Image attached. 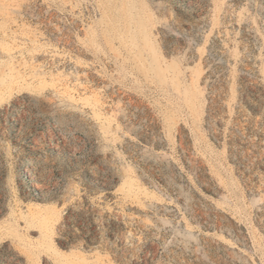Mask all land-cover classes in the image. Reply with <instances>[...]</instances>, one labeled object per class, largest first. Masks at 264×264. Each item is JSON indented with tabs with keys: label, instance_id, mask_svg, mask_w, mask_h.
Masks as SVG:
<instances>
[{
	"label": "rangeland",
	"instance_id": "rangeland-1",
	"mask_svg": "<svg viewBox=\"0 0 264 264\" xmlns=\"http://www.w3.org/2000/svg\"><path fill=\"white\" fill-rule=\"evenodd\" d=\"M114 1L0 0V264H264V0Z\"/></svg>",
	"mask_w": 264,
	"mask_h": 264
},
{
	"label": "bare ground",
	"instance_id": "bare-ground-1",
	"mask_svg": "<svg viewBox=\"0 0 264 264\" xmlns=\"http://www.w3.org/2000/svg\"><path fill=\"white\" fill-rule=\"evenodd\" d=\"M109 1H113V4L115 3L114 0ZM123 2V6L119 10V16L109 14L108 12L110 11H106L109 8L104 6L103 21L107 24L105 33L107 36L109 35V40H115V36L110 34V28H118L121 42L128 44V47L137 49L138 56L141 60H144L141 69H144L146 75L160 78L158 79L160 83H166L171 80L174 85L179 87V64L173 61L164 66L165 60L152 38L154 15L146 12V5H144L142 0H123ZM115 4V7L118 8L117 3ZM145 54L147 55V59L144 58ZM169 74H171L170 80ZM187 101L196 105V101L192 96H189ZM44 223L46 227L49 226L47 221ZM47 247L53 248L54 246L50 243Z\"/></svg>",
	"mask_w": 264,
	"mask_h": 264
}]
</instances>
